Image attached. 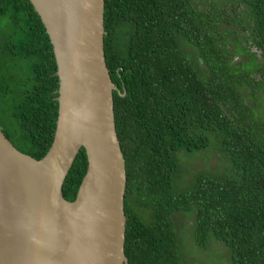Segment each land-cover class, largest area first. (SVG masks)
<instances>
[{
  "label": "trees",
  "instance_id": "16d2710c",
  "mask_svg": "<svg viewBox=\"0 0 264 264\" xmlns=\"http://www.w3.org/2000/svg\"><path fill=\"white\" fill-rule=\"evenodd\" d=\"M104 27L127 264H188L179 214L193 247L217 242L229 264H264V0H104ZM56 69L29 0H0V128L35 158L55 132ZM202 154L214 165L187 178L184 161ZM86 169L81 148L66 199Z\"/></svg>",
  "mask_w": 264,
  "mask_h": 264
},
{
  "label": "water",
  "instance_id": "95a60500",
  "mask_svg": "<svg viewBox=\"0 0 264 264\" xmlns=\"http://www.w3.org/2000/svg\"><path fill=\"white\" fill-rule=\"evenodd\" d=\"M52 45L58 102L41 158L0 128V264H127V186L104 52V0H29ZM87 169L75 198L63 184L80 149Z\"/></svg>",
  "mask_w": 264,
  "mask_h": 264
},
{
  "label": "rangeland",
  "instance_id": "374dc122",
  "mask_svg": "<svg viewBox=\"0 0 264 264\" xmlns=\"http://www.w3.org/2000/svg\"><path fill=\"white\" fill-rule=\"evenodd\" d=\"M203 156V159H202ZM205 155H198V157H194L190 160L184 161V165L186 166L190 174H193L196 170L209 169L215 163V158L212 157L209 161ZM185 168V169H186ZM187 217L179 214L177 217L178 224L184 226L180 228L182 241L185 244L184 255L186 256V262L189 264H229L228 262V254L223 245L213 242L207 250L199 249L190 245V237H189V222L186 221ZM186 222V224H185ZM186 225V226H185ZM182 229V231H181Z\"/></svg>",
  "mask_w": 264,
  "mask_h": 264
},
{
  "label": "flooded vegetation",
  "instance_id": "af4514ba",
  "mask_svg": "<svg viewBox=\"0 0 264 264\" xmlns=\"http://www.w3.org/2000/svg\"><path fill=\"white\" fill-rule=\"evenodd\" d=\"M252 51L257 55L259 56L260 55V51L254 47H252ZM263 94V93H262Z\"/></svg>",
  "mask_w": 264,
  "mask_h": 264
}]
</instances>
